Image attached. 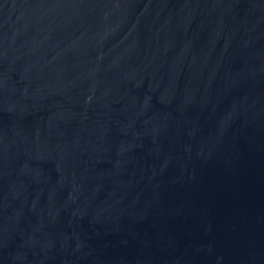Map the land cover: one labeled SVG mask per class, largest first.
Here are the masks:
<instances>
[{"label":"water","instance_id":"1","mask_svg":"<svg viewBox=\"0 0 264 264\" xmlns=\"http://www.w3.org/2000/svg\"><path fill=\"white\" fill-rule=\"evenodd\" d=\"M0 264H264V0H0Z\"/></svg>","mask_w":264,"mask_h":264}]
</instances>
